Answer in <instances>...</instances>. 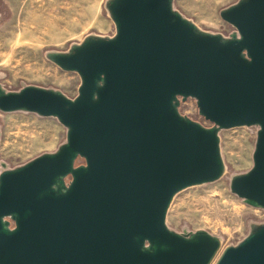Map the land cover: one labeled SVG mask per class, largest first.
<instances>
[{
	"label": "water",
	"instance_id": "95a60500",
	"mask_svg": "<svg viewBox=\"0 0 264 264\" xmlns=\"http://www.w3.org/2000/svg\"><path fill=\"white\" fill-rule=\"evenodd\" d=\"M174 1L109 0L114 37L50 54L80 75L75 99L0 87L2 112L68 130L56 153L0 172V264H212L217 237L166 221L179 192L223 177V130L260 128L254 166L231 191L264 209V0L221 12L230 37L200 30ZM189 98L211 127L181 113ZM216 264H264V225Z\"/></svg>",
	"mask_w": 264,
	"mask_h": 264
},
{
	"label": "rangeland",
	"instance_id": "374dc122",
	"mask_svg": "<svg viewBox=\"0 0 264 264\" xmlns=\"http://www.w3.org/2000/svg\"><path fill=\"white\" fill-rule=\"evenodd\" d=\"M108 1L0 0L3 91L19 92L32 85L75 99L82 83L80 75L62 70L49 55L67 54L88 37H114L116 27L107 9ZM239 1L175 0L174 9L200 30L230 37L236 29L220 14ZM36 68L38 76L31 77ZM180 110L200 120L194 99L182 102ZM259 129L252 126L221 131L223 177L179 192L169 208L166 222L172 231L183 235L206 231L220 240L221 249L212 264L227 248L238 246L256 227L264 225V209L250 207L231 191L233 178L248 173L254 166ZM67 131L54 117L24 110H0V172L56 153L66 143Z\"/></svg>",
	"mask_w": 264,
	"mask_h": 264
},
{
	"label": "built area",
	"instance_id": "2783aa9c",
	"mask_svg": "<svg viewBox=\"0 0 264 264\" xmlns=\"http://www.w3.org/2000/svg\"><path fill=\"white\" fill-rule=\"evenodd\" d=\"M181 113H182V112H181ZM182 114L185 115V116H187V117H190L191 119H193L192 116H191L190 114H187V113H182ZM193 120H196V119H193ZM196 121L200 122L201 124H203V125L206 126V127H211V126H212V124H211L210 122L206 121V120L203 119L202 117H200V120H196ZM208 123L210 124V126L207 125Z\"/></svg>",
	"mask_w": 264,
	"mask_h": 264
},
{
	"label": "bare ground",
	"instance_id": "6f19581e",
	"mask_svg": "<svg viewBox=\"0 0 264 264\" xmlns=\"http://www.w3.org/2000/svg\"><path fill=\"white\" fill-rule=\"evenodd\" d=\"M34 67V66H33ZM32 69H34V68H32ZM37 69V68H36ZM38 74H39V71H38V69H37V71H34L32 74H31V77L32 76H38Z\"/></svg>",
	"mask_w": 264,
	"mask_h": 264
}]
</instances>
